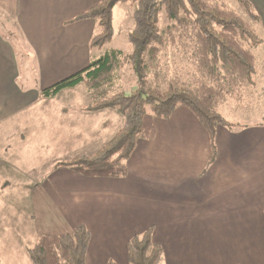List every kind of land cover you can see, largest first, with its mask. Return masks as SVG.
I'll list each match as a JSON object with an SVG mask.
<instances>
[{
  "label": "crops",
  "instance_id": "obj_1",
  "mask_svg": "<svg viewBox=\"0 0 264 264\" xmlns=\"http://www.w3.org/2000/svg\"><path fill=\"white\" fill-rule=\"evenodd\" d=\"M99 1L0 0V147L2 133H13L36 148L47 140L48 149L70 159L96 152L120 129L115 108L91 110L84 86L73 92L81 84L42 95L59 76L103 53L90 46L96 20L74 21ZM262 50L264 40L256 52ZM25 58L33 60L28 80L19 67ZM34 73L39 88L32 86ZM240 124L218 126L210 162L208 131L178 106L172 117L154 119V139L137 140L125 176L56 167L35 188L36 233L86 224L92 234L86 264H127L128 240L151 227L163 249L161 264H264V123Z\"/></svg>",
  "mask_w": 264,
  "mask_h": 264
},
{
  "label": "trees",
  "instance_id": "obj_2",
  "mask_svg": "<svg viewBox=\"0 0 264 264\" xmlns=\"http://www.w3.org/2000/svg\"><path fill=\"white\" fill-rule=\"evenodd\" d=\"M135 2L134 28L127 39L132 46L129 61L138 85L118 91L117 72L125 62L119 49H104L114 36L113 12L119 2ZM248 6V0H238ZM165 13L166 23L160 24ZM97 19L98 31L90 46L103 51L87 66L43 89L54 97L64 89L83 84L89 91V109L115 108L123 125L99 150L61 161L64 166L88 177H122L127 160L139 139L155 138L156 117H172L178 106L188 107L201 121L211 141L210 162L217 157L216 134L219 125L233 127L217 104L239 96L257 73L254 47L263 42L254 25L258 15L249 18L226 0H100L81 12L74 21ZM170 53L176 54L168 59ZM166 86L150 85L153 72L170 69ZM153 228L128 240L127 264H161L163 249L152 239ZM92 234L80 223L72 231L40 234L28 248L34 264H86ZM107 264H116L109 260Z\"/></svg>",
  "mask_w": 264,
  "mask_h": 264
},
{
  "label": "rangeland",
  "instance_id": "obj_3",
  "mask_svg": "<svg viewBox=\"0 0 264 264\" xmlns=\"http://www.w3.org/2000/svg\"><path fill=\"white\" fill-rule=\"evenodd\" d=\"M248 1L246 7L238 0H226L232 8L246 18H249L250 11L258 15V18L254 20V25L264 40V0ZM135 5L134 1H127L119 2L115 6L113 12L114 36L103 47V50L109 48L119 49L125 56V62L117 72L116 84H118V91L129 92L131 88L138 85L137 76L128 59L132 52V46L127 39L128 32L135 25L133 17ZM95 20L97 22V19ZM166 21L163 12L160 24L164 25ZM261 23L262 25H260ZM261 44L263 42L254 47L257 67L254 78L255 83L246 85L240 98L237 95L216 106L228 120L236 123L233 125L235 127H241L240 123L244 125L257 122L264 123V50L256 52ZM173 54L170 53L168 59H174L176 54ZM19 67L21 75L28 80L33 72V60L25 58V60L19 62ZM172 70H174V66L170 65V69L167 71L153 72L150 75L149 84L166 86L173 75ZM33 78L34 83L32 86L39 88L38 75L34 73ZM58 78L61 80L64 77L59 76ZM82 85L73 92L77 94L81 92ZM84 88L87 92L89 107L91 97L88 89L85 86ZM66 94L67 92L60 97V100L68 97ZM109 108L112 109V107ZM119 116L122 126L123 117L121 114ZM5 126L7 130H10L11 126L7 124ZM108 133L109 131L104 135ZM25 137L30 138L31 136L25 135ZM2 138L5 139V144L0 147V264H34L28 248L32 247L37 242L39 235L44 233L39 231L36 233L34 226V217L37 215L35 201L38 197V191L35 188L40 181L48 178L56 167H64L58 166L59 162L69 159H65L61 153L56 155L55 148L48 149L49 141L47 140L40 139L41 144L46 146L36 148L32 144V140L27 139L25 142H20L18 136L13 133L3 132ZM59 158L62 159L59 160ZM48 206H52L51 202ZM47 222L53 225L60 224L56 219H53V222L48 219Z\"/></svg>",
  "mask_w": 264,
  "mask_h": 264
}]
</instances>
